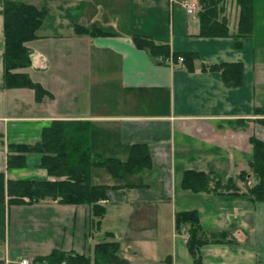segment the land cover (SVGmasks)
I'll use <instances>...</instances> for the list:
<instances>
[{"label": "crops", "instance_id": "0c3cea01", "mask_svg": "<svg viewBox=\"0 0 264 264\" xmlns=\"http://www.w3.org/2000/svg\"><path fill=\"white\" fill-rule=\"evenodd\" d=\"M43 1L32 3L48 12L39 38L26 43L32 65L18 71L52 96L38 101L34 89L0 84L5 107L10 101L20 104L0 115V172L14 181L54 179L40 166L42 154L9 149L38 143L54 121L85 123L98 156L127 161L132 146L144 144L154 168L124 179L93 168V184L118 186L108 191L100 225L88 204L27 198L0 204V264L33 261L56 249L90 256L96 244L111 240L121 243L131 264H196L187 229H176V213L189 210L198 211L206 231L235 228L234 243L202 247V264H261L252 258L264 246V202L194 192L182 182L187 170L216 172L224 181L235 177L236 151L252 155V135L264 140L254 114L264 107V0H254L253 35L241 38L236 36L239 15L235 24L228 16V34H202L200 11L189 13L182 0ZM76 25H97L108 33L79 34ZM133 35L168 44L172 52L195 54L194 68L185 62L171 65V57L163 63L139 48ZM224 63L244 66L241 86L227 85L221 72L210 68ZM9 155H24L26 166L9 168ZM226 156L231 166L221 169ZM166 235L171 245L163 251Z\"/></svg>", "mask_w": 264, "mask_h": 264}, {"label": "trees", "instance_id": "16d2710c", "mask_svg": "<svg viewBox=\"0 0 264 264\" xmlns=\"http://www.w3.org/2000/svg\"><path fill=\"white\" fill-rule=\"evenodd\" d=\"M202 10L199 12L202 34L220 36L229 33L228 19L220 15L224 13V3L235 1L239 6L238 38L253 35L254 32V0H199ZM0 14L4 18V87L31 88L36 92V99L42 101L45 96H52L40 83L34 82L26 72L18 70L32 65V50L27 42L38 37L37 31L47 17L46 8L19 0H3ZM76 32L92 36L108 32L93 25L84 27L76 25ZM139 48L147 49L157 58H163V63L173 57L178 62L184 57L189 69L194 68L196 55L193 53L172 52L170 45L161 44L148 36L133 35ZM238 48L242 47L237 41ZM244 66L239 63H224L211 66L213 71H219L227 85L238 87L242 85ZM257 115H264V107L255 109ZM264 124V118L259 120ZM89 128L81 121H54L45 128L42 140L35 144H10V151L18 153L37 152L42 154L41 164L48 175L54 179L47 180H7L6 174L0 172V204L22 203L24 198L30 202L51 199L62 204H88L92 213L101 218L107 213L105 205L108 191L118 186L95 185L92 182L93 168H105L114 178L124 179L128 175H138L153 170V162L146 145L135 144L131 148L127 161L116 158L102 157L92 152ZM254 148V159L249 163L257 182L243 191L235 178L224 183L216 172L187 170L183 175L184 189L194 192H208L218 195L250 196L254 203L264 202V140L254 136L250 139ZM26 166L24 155H9L8 167L22 168ZM250 172L242 170L241 181H248ZM176 229L181 232L187 229V246L196 264H202L201 249L213 243H234L232 231H206L202 226L200 215L196 210L176 213ZM112 237V233H109ZM32 264H131L123 255L122 245L116 240L103 241L94 246L90 256L75 251L56 249L51 254L37 257Z\"/></svg>", "mask_w": 264, "mask_h": 264}, {"label": "rangeland", "instance_id": "374dc122", "mask_svg": "<svg viewBox=\"0 0 264 264\" xmlns=\"http://www.w3.org/2000/svg\"><path fill=\"white\" fill-rule=\"evenodd\" d=\"M2 1L3 0H0V5H2ZM19 1H23L26 3H30V4L36 3L38 5H41L44 2L43 0H19ZM192 1L195 2L197 5V12L196 13H198L200 10H202V5H201L199 0H192ZM224 6H225V10H224L225 12L222 13L220 16L223 15L222 17L225 16L227 19L229 16L230 22L231 23L234 22V24H235L237 22V18L239 15V13H238L239 6L236 4L235 1H227L224 3ZM225 13L227 14V16L224 15ZM222 17H219L220 20ZM3 26H4V18H3V15L0 14V84H2L4 82V78H3L4 65H3V56H2L3 50H4ZM250 36H252V35H250ZM3 102H4V100L3 101L0 100V115L7 114V112H9V111H11V112L17 111L18 108L20 107V104L18 102L10 101V102H8V108H7V107H5ZM257 108H259V107H257ZM257 108H255V109H257ZM260 108H263V107H260ZM254 114L257 117H259V118H257L256 121H259L260 119L264 118V115H257L255 113V110H254ZM260 124H262V123L260 122ZM262 125L263 126H257V127L261 128V132L264 131V124H262ZM2 126H3V123L0 122V128ZM261 132H259L258 135H260ZM254 136H257V135L256 134L252 135V137H254ZM257 137H259V136H257ZM236 152H237L238 158L235 159L233 166L236 167V170L238 171V173L233 178H235L237 180V183L240 185V187L243 191H247L249 186H253L258 181L256 176L254 175V172L252 171V169L249 165V163L254 159V153L252 155H247V153H245V151H242V150L239 152L238 151H236ZM220 165H222V167H220L221 169H224V168L226 169V168H229L231 166L230 162H228V160H227V156H226L225 160L220 161ZM242 170H246V171L250 172L251 176L248 178V181H241L239 179V176H240V173ZM218 176L222 179V177L219 174H218ZM130 180H134V178H132ZM222 181H224V180L222 179ZM227 182H228V180L224 181V183H227ZM27 200H29V198ZM241 209H242V206H237L236 213L241 212L242 211ZM124 220H121V221L117 220L116 223L118 222L121 225H123ZM167 229H168V227H167ZM121 230H123V226L121 227ZM234 230H235V228L232 229V233L234 232ZM185 232H187V230ZM262 238L264 239V235ZM170 245H171V235H166L165 239L160 243V247L164 251V249H167ZM262 248L263 249L260 252L257 251L256 253H254L253 258H252V263H254V261L257 260L256 262L264 264V246ZM133 264H135V261L133 262Z\"/></svg>", "mask_w": 264, "mask_h": 264}, {"label": "built area", "instance_id": "2783aa9c", "mask_svg": "<svg viewBox=\"0 0 264 264\" xmlns=\"http://www.w3.org/2000/svg\"><path fill=\"white\" fill-rule=\"evenodd\" d=\"M182 5L187 9L189 13H196L197 12V5L192 0H182ZM184 61L183 57L179 58V63H182ZM170 64L175 65V61L171 58ZM18 264H32V262L29 259H22Z\"/></svg>", "mask_w": 264, "mask_h": 264}]
</instances>
